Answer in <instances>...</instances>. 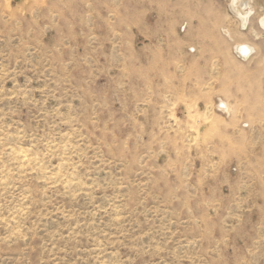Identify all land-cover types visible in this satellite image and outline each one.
I'll return each instance as SVG.
<instances>
[{"label": "rangeland", "instance_id": "obj_1", "mask_svg": "<svg viewBox=\"0 0 264 264\" xmlns=\"http://www.w3.org/2000/svg\"><path fill=\"white\" fill-rule=\"evenodd\" d=\"M251 4L0 0V264H264Z\"/></svg>", "mask_w": 264, "mask_h": 264}, {"label": "bare ground", "instance_id": "obj_2", "mask_svg": "<svg viewBox=\"0 0 264 264\" xmlns=\"http://www.w3.org/2000/svg\"><path fill=\"white\" fill-rule=\"evenodd\" d=\"M252 1L253 0H231V4H232V8L233 10L236 12L237 17H238V23L240 28L244 27L245 29L248 27L250 19L252 14L254 13V9L252 6ZM263 4H264V0H263ZM260 24L263 26L264 28V13L260 16L259 18ZM253 47L251 44L246 43V42H239L235 44V53L237 55H240L241 57H243L244 59L248 60L251 56H252V52L253 49L251 48ZM251 55V56H250ZM243 61V60H242ZM222 105V109L226 112L230 114V107L227 104L226 101L221 100L219 107ZM210 111V110H209ZM202 114L201 112H199L198 110H195V117L196 119H200V121L202 123H204L206 125V127H212L215 126L214 120L215 117L212 118L209 116V114ZM14 151V150H13ZM23 153V152H22ZM69 181V180H68Z\"/></svg>", "mask_w": 264, "mask_h": 264}, {"label": "built area", "instance_id": "obj_3", "mask_svg": "<svg viewBox=\"0 0 264 264\" xmlns=\"http://www.w3.org/2000/svg\"><path fill=\"white\" fill-rule=\"evenodd\" d=\"M238 56H240V55H238ZM219 105H220V103L218 104V106H219ZM217 110H218L219 112H222L221 107H218Z\"/></svg>", "mask_w": 264, "mask_h": 264}]
</instances>
